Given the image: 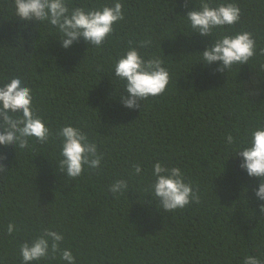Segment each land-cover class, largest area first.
Returning a JSON list of instances; mask_svg holds the SVG:
<instances>
[{"label": "trees", "instance_id": "16d2710c", "mask_svg": "<svg viewBox=\"0 0 264 264\" xmlns=\"http://www.w3.org/2000/svg\"><path fill=\"white\" fill-rule=\"evenodd\" d=\"M111 2L72 0L85 7ZM122 2L125 19L102 46L81 39L64 49L51 29L18 21L12 0H0V80L20 76L53 133L47 143L30 141L29 149L0 146V259L21 264L20 245L47 228L63 233L60 248L70 247L77 264H242L246 254L264 261L258 179L239 168L238 157L223 163L226 134L241 141L264 124V0H236L241 21L229 31L251 32L257 51L226 73L215 64L195 65L193 53L210 38L189 35L177 16L192 3ZM146 39L154 46L143 51L161 49L168 58L170 82L162 95L127 109L119 102L123 90H117L122 85L112 76L113 64L129 41ZM69 123L81 126L104 153L101 169L76 179L56 167L55 132ZM157 160L179 167L199 202L160 209L149 188ZM137 163L139 176L132 175ZM121 177L130 189L113 197L107 186ZM9 223L17 227L11 235ZM34 264L64 262L57 252Z\"/></svg>", "mask_w": 264, "mask_h": 264}, {"label": "clouds", "instance_id": "9594fccd", "mask_svg": "<svg viewBox=\"0 0 264 264\" xmlns=\"http://www.w3.org/2000/svg\"><path fill=\"white\" fill-rule=\"evenodd\" d=\"M12 3L18 21L36 22L51 29L64 49L81 39L92 47H100L113 34L115 25L125 19L122 0L93 7L75 6L72 0H12ZM188 3L193 4L192 9L182 17L177 16L185 22L189 35L195 33L210 38L203 51L193 53L198 58L195 65L215 64L218 72L226 73L234 66L248 64L256 55L257 42L251 32L229 31L241 21L242 11L236 0L218 3L199 0L198 4L196 0H184L185 6ZM153 46L152 39L129 41L113 64L112 76L122 85L116 89L123 90L119 102L127 109H135L138 102L162 95L169 85L170 72L165 63L168 58L162 54L160 45V54L143 51ZM33 99L32 88L20 76L0 80V146H11L17 151L29 149L30 141L49 142L53 133L47 121L37 115ZM55 137L59 141L56 167L67 178L76 179L86 170L102 168L104 153L81 126L64 124L56 130ZM223 142L228 153L223 163L229 157L240 158L239 168L248 177L258 179L255 198L264 201V124L249 129L241 141L228 133ZM141 173L139 163L132 166V175ZM151 176L150 195L163 211L183 209L192 202H199L197 191L179 167L166 166L157 160L152 164ZM129 189V180L122 177L107 186L113 197ZM259 208L264 214V203ZM6 231L11 235L17 227L9 223ZM63 241L62 232L44 229L34 239L20 245L21 264H34L57 252L64 264H77L70 247L60 248ZM0 264H4L2 259ZM242 264H264V261L259 256L246 254Z\"/></svg>", "mask_w": 264, "mask_h": 264}]
</instances>
